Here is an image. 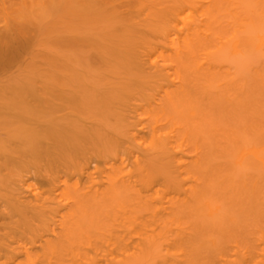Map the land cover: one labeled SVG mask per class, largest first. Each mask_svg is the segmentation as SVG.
Instances as JSON below:
<instances>
[{
	"label": "bare ground",
	"instance_id": "6f19581e",
	"mask_svg": "<svg viewBox=\"0 0 264 264\" xmlns=\"http://www.w3.org/2000/svg\"><path fill=\"white\" fill-rule=\"evenodd\" d=\"M0 1L1 6L10 2L8 6L11 9L16 5L13 14L9 16L10 13H8L15 25L13 24V28L8 30L6 28L5 32L0 31V68L10 63L17 55L16 52L19 56L20 50L22 51L20 43L23 42L22 33L26 32L24 25L35 20L37 13L42 11L44 13L45 9L49 10L51 6L53 9L54 1L57 5L62 2L68 8L67 10L76 8L79 14H101L107 11V6L115 5H124L142 11L137 0H6L7 3L4 0V2ZM11 3H14V6H10ZM11 9L9 8V11ZM74 9L70 11L74 12ZM152 9L155 12L149 24L150 31L154 35L152 36L160 41L150 42L146 39L129 38H120L115 41L108 50L109 58L106 64L110 65L108 72L112 70L111 73L109 72L111 76L118 75L116 77L122 81L116 77L113 78L112 87L108 86L109 81H104L105 77L101 76L102 79L98 80L100 81L98 85L105 84L108 88L105 85L104 87L99 86L100 88L94 85L97 91L96 89L94 91V86L82 89L86 85L81 84L83 81H78L74 82V86L77 87L80 84V87L71 86L70 88L69 86L66 89L67 84H63L64 81L61 82L56 77L64 85V91H72L73 88L74 91H67L68 95L67 93L66 95H70L68 99L59 95V100L56 102L55 99V103L49 100L51 89L48 88L49 91L43 90V92L41 89L42 87L46 89L44 85L47 84L55 89L61 86L60 83L58 87L55 85L57 80L53 76L52 80L55 82L43 83L39 92L37 89L40 86L32 89V84L24 90L23 83L21 85L17 83L16 79L19 80V78H16L14 86L23 87L24 92L20 88L8 86L11 91L15 88L13 90L23 92L21 94L16 91L20 95H14L15 91L12 93L8 91L10 96H13V99L11 97L9 101L4 97L2 99L4 95L1 94L2 89L0 90V95H2L0 96V264H204L188 250L189 245L185 239V233L178 227L173 229L174 223L170 216L174 219L175 213L164 214V207L162 208L165 204L164 195L173 197L184 195L186 197L188 194L187 198L191 197L190 195L195 192L194 187L186 184L192 177L190 170L195 171L203 163L199 159L202 158L200 157L203 155L202 150L199 151L201 155L195 154L194 158L191 157L188 162L183 156L186 152L190 153L193 148L192 150L189 148L198 143L201 144H198L199 147L196 146L198 149L205 147L203 145L205 139L202 138L203 143L200 142L201 135L197 137L196 127L203 123L207 125L200 114L198 117L200 123L197 122L198 113L196 115L195 111L198 108L194 110V113L193 108L187 110L190 106L187 104L189 103L188 95H193L195 91L197 95L199 91L196 88H201L198 97H203L206 102L204 106H207L210 101L212 103L215 101L214 104L219 101L225 103L224 100L227 103H233L248 90L247 85L249 89L255 85L256 72H251L252 75L247 76L244 70H250L251 64H249L250 67H246L247 64L242 61V66L246 64V68L239 67L244 68L241 70L245 72L238 69L241 75L237 71V73L234 72V76L224 70L227 72L225 75L221 64L223 61L229 63L231 60H237L238 56L239 59L243 58L241 53L243 51L245 53L246 48L256 51L263 43L260 34L264 29V0H158L153 4ZM41 15L47 18V15ZM5 26L8 25L5 24ZM12 34L16 39L12 38ZM19 38L22 41L17 40ZM13 39L19 41V45L15 42L16 45ZM25 46L22 48L24 49ZM245 57L247 59V56ZM111 65L113 68L115 66L116 72L120 71L114 73L115 70L111 68ZM256 68L252 67L253 70ZM192 70L196 76L193 75ZM31 71L33 73V70ZM31 71H29L30 74H32ZM184 71L188 77L183 80L182 78L186 77L182 76L185 74ZM39 72L36 78L40 77ZM189 76L194 77L195 84L190 83ZM230 76L232 77L228 78ZM47 79L42 81H48ZM11 80L13 82V79ZM116 80H118L117 85L114 83ZM175 80L180 82H178L180 87L174 85ZM9 81L10 79L7 85ZM235 81L243 83L238 85ZM145 82L151 83L153 89L150 88L149 91L148 87L151 85ZM51 83H55L56 87L51 86ZM70 83L68 85H72L73 81ZM199 83L198 88L196 86ZM24 84L26 86V83ZM190 84L195 86V88L193 86L194 90ZM188 87L190 92L186 91ZM104 88L106 93L108 91L107 94ZM143 88L146 90L144 93L140 90ZM234 89L237 97L233 93ZM60 90L63 92L58 88V91ZM83 90L87 92L83 93ZM129 90H134L130 97L127 95ZM75 91L81 93L73 95ZM151 91H155L156 95L163 94L161 97L165 101L159 100L162 104L167 102V96L168 98L169 95L172 96V102H177L179 97H185L184 92H186L187 98L185 99L188 101L184 100L187 105V109L185 106L184 109L187 113L182 109L181 114H187V119L193 122H185L186 116H184L181 118L184 121L180 120L181 123L180 121V124L177 123L181 115L179 118L178 116L170 118L169 116L178 114L173 112L169 106L170 103L167 102L169 107L163 104L158 108L165 106L160 111L163 112L170 108L172 113L167 115L170 118L168 121L164 113L161 115L166 120L165 125H161L159 123L161 116L155 119L161 112L150 110L151 107L153 109L151 103L154 101L151 95L154 92ZM177 91L183 93L180 94ZM95 92L101 93L96 95ZM140 92L144 95H140ZM146 92L151 94L147 95ZM176 92L180 96L176 95ZM124 93L125 96H123ZM105 94L108 96L105 97ZM233 94L236 97L234 100L230 99L231 95L233 98ZM79 95L84 99L91 97L86 99L87 101L92 98L94 101L86 102ZM138 96H142L141 100L150 105L148 109L153 111L151 118L154 119L146 124L137 119V105L132 103V98L135 102L139 99ZM26 97L30 100L27 101ZM95 97L100 100L99 103ZM237 100L233 104L236 105ZM66 101L72 105L68 104L69 108L72 107L74 111L77 108L79 111L76 109L75 115L59 121L56 113L65 110ZM128 101H131L133 105ZM109 107L113 109L114 116L112 112H108ZM201 108L205 109L201 105L198 110ZM81 110L85 116L90 115L84 117V115L76 114ZM91 111L96 112L94 115H98L100 120L92 117L93 112ZM105 112L110 117H107ZM103 114L106 119L112 120H109L111 126L114 124L113 119L114 121L116 119L113 127H106L108 130L105 128L108 122L104 121L105 126L101 122V119H104ZM88 118L90 119L87 123L85 121ZM91 119L93 122H90ZM98 121H100L99 124ZM203 125L201 129L198 127L200 134L208 133V128H205L207 126ZM203 129L207 131L203 133ZM194 136L199 139L197 140ZM185 144L187 148L189 146L186 152L183 149ZM93 162L102 164L109 169L108 172H106L107 169L103 170L98 167L91 171L90 165ZM200 162L202 163L199 165ZM104 173L107 174L104 175L105 178L102 176L103 180L101 175ZM39 176L42 178L40 187L35 182V177L39 178ZM185 184L188 187H185ZM156 190L158 191L155 192ZM195 196L192 195V199ZM179 199L177 203L181 204ZM169 201H167L168 205L178 206L177 203L172 204L171 199ZM154 228L157 231L155 236L151 235ZM170 232H177L176 237L171 238ZM259 244L239 248L237 259H227L225 263L264 264V237Z\"/></svg>",
	"mask_w": 264,
	"mask_h": 264
},
{
	"label": "rangeland",
	"instance_id": "374dc122",
	"mask_svg": "<svg viewBox=\"0 0 264 264\" xmlns=\"http://www.w3.org/2000/svg\"><path fill=\"white\" fill-rule=\"evenodd\" d=\"M4 1H6V0H4ZM7 1H6V3H7ZM157 1L158 0H137V3L140 4L142 11H139V9H132V8L126 7L124 5H117V6L115 5V6H107L106 12H103L101 14H96V15H93L90 13L79 14L76 12V10H75L76 8L75 9L71 8V9L75 10L74 12L70 11L71 9L67 10L68 8H66V6H64L62 4V2L58 3V5H57L56 2L54 1L52 4L54 7L53 9H51V7H52L51 6L49 10L45 9V12H44L45 14L43 13V11L40 13H37L35 20L31 21V23L29 22L30 24L26 23L24 25L25 26L24 31H26V32H24V34L22 33L23 42L20 44L22 47H24L26 45L25 48L23 49L21 47L22 51L20 50L19 56H18V52H16L17 55L15 56V58L12 59L10 61V63L6 64V66L0 68V82L4 78L7 79V80L6 79L2 80L3 82H1L2 85L0 86V90L2 89L1 94L4 96H2V95H0V96H2V99L4 97V99L9 101L11 97L13 99V96H10L11 94H9V92H8V91H11L8 89L10 86L16 87L17 89L20 88V90H23V89L25 90V88L26 89L29 88L27 86H30L32 84L34 87L33 88L31 86L32 89H36V87L38 88V86H40L37 89V92H39L43 83L47 84V82H49V83L51 81L55 82V80H57L56 81L57 83L56 84L54 83V84L57 86V85H59L58 83H60V85L62 87L60 85L59 86L61 88L58 86L57 87L59 89H62V90L64 88L63 87L64 85H62L61 82H63V81H64L63 84H65V85L67 84L66 89H68L69 86H70V88H72L71 86H73L75 88L76 86H74L75 85L74 82H78V81H80V82L83 81V83L81 82V84L86 85V86L83 85L85 87H82V89L83 88L87 89V87H92L94 85H96L97 88H100L99 86H101V85H98V84H100L99 83L100 81H98V80L102 79L101 76H104L107 79V80H105V78H104V81H106V82L111 81L112 82L114 80L113 78H115L118 75H116L115 77L111 76L110 73L112 72V70L111 71L109 70L110 73L108 72V67H110V65L107 66L106 61L109 58V51L108 50L110 49V47L112 46V44L115 41H117L120 38L121 39H126V38H129V39H146L150 42H159L160 41L159 39H155L153 37L154 35L151 34L150 26H149L150 21H151L152 16H153V13L155 12V10L152 9L153 4L156 3ZM8 3H10V2H8ZM8 3H7V5H4V6L0 5L1 6L0 7L1 8L0 9L1 10L0 11V23H1L0 31L4 30L3 32H5L6 28H7L6 30H8L9 28H13L12 25L14 24V22L11 21L12 19L9 16H11V13L13 14V12H14L13 10H15L16 5L14 6V3L9 4L10 6H14L11 9V7L8 6ZM59 5H61V7ZM58 7H60V8H58ZM9 8L11 9L10 11H9ZM46 12H48V14ZM8 13H10L9 16H8ZM41 14H43L44 16L47 15V18H45L46 16L43 18V16ZM5 24H7L8 26L6 27ZM2 25H3V27H2ZM1 34H2V32H1ZM12 36H13V34H12ZM23 36H25V37H23ZM16 37L18 38L19 35ZM260 37H261V40L263 43L259 45V47L257 48L256 51H253L250 48H246L247 50L245 49V53H243L244 51L241 53L243 58L239 59V56H238V58H236L237 60H231L232 62L230 61L229 63L223 61L221 64V66H222L221 69L223 68V73L225 74V72L227 71L230 75L232 74V76H234V74H235L234 72H236V73H237V71H238V73L240 72L238 69H240V67L243 65V62H245L247 64V66H246V64H244V66H242V67H245V66L250 67L249 64H251L252 66H251V68H249L251 71L248 69L246 70L244 68H241V69H244L246 71L245 72V71L240 69L241 72L242 71L245 72L246 75L248 74L247 76H251L252 75L251 72L252 73L256 72L255 73L256 74L255 75L256 80L254 79L255 85L252 86L251 89H249V86L247 85L248 90L245 91V93L243 94V96L240 99L238 98L239 100L235 99L237 97V93H235L236 88L234 87L235 89H234L233 93L236 94V97L234 96L235 94H233V98L231 97L232 96L231 95L230 99L237 100L238 102L236 105L233 104L235 100L233 101V103L229 102L231 104L227 103L224 100L225 103H221L219 101L218 103L214 104L215 101H214V103H212V101H210V103H212V104L207 103V106L210 105L209 107L204 106V105H206L205 104L206 102L203 100V97L202 96L198 97V95L200 96L199 93L201 92V88H199L200 83L197 84L198 86H196L199 88V89L196 88V90L199 91V92L197 91L198 94L196 95V93H195L196 91L195 92L192 91V93L194 92L193 95H188L189 103H187V104H188V106L190 104L189 107H187V105L184 103V100H187V99H185V98H187L186 92H184L185 97H179L178 98L179 100L177 102L175 101L176 103L174 101H173L174 103L172 102V99H173L172 96L169 95V98L167 96L166 99H167L168 104L170 103L169 106L173 109V112H176L178 115H176L175 113H174L175 115H171L172 112H170V110H171L170 108L169 109L165 108L167 112L165 110L163 112L160 111V109L162 107H165V106H162L161 108H158L164 104V102L162 104V101H165L161 97V96H163V94H161V93H160L161 95L159 93H158V95H156L155 91H151V92H154L153 94H151L150 92L149 93L146 92L147 95L148 94L153 95L154 101L151 103L152 104L151 106H153V109H151L152 107L150 105H148L147 103L145 104V102L141 100V99H143V98H141L142 96L141 97L138 96L141 101L139 99H136V101L134 102L135 99L132 98V100H133L132 103L137 105L136 106L137 119L142 120L143 123H145V124L150 122L152 119H154V118H151L153 111H150V110H155V111L159 110V113L161 112L159 115H157V117L155 119H157L159 116H161L164 113V115H166L167 121H168L169 117L171 118L172 116H174L176 118V116H178V118H179V115H181V117H180V119H178L177 123H179L180 120L184 121V119L183 120L181 119L184 116H186L185 122L188 121V123H189V122H193V120H189V118L187 119V114L183 115L184 114L183 112H182L183 114H181V111H183L182 109H184V106H185V108L186 107L188 108V109L186 108L187 110H189V108H191V109L193 108L192 109L193 113H194V110H196L197 108L200 109L201 105L203 108H205L203 110H202V108H201V110L197 109V111H195V113H196V115L198 113L197 122L200 123V121H198L199 120L198 119L199 114H200V116H202L201 118L205 119L207 125H205L203 123L204 119L202 120L201 124L203 123L204 124V125L202 124L203 126H207L205 128L206 129L208 128L207 129L208 133L207 132L204 133L207 130L203 129L204 134H200L199 128L202 125L199 126L197 124L199 128L196 127L198 129V130H196V131H198L197 132L198 136L197 135L196 136L197 137H199L200 135L201 136H200V139L197 138L196 136H194V137H196L197 140L199 139L200 142L202 141V143H203L202 138L205 139V141H204L205 144H203V145H205V147H200V149H198V147H199L198 144H200V143H198L196 145L198 147H196L194 145L193 147L189 148V146H188V148L190 150H192V148H193V150L190 153L186 152V151H188L187 150L188 148L186 147L187 144H185L183 147L184 152H186L183 155L186 162L190 161L191 157L194 158L195 154H200V152H199L200 150L203 151L204 156L200 154L201 155L200 157H202V158H199V159H201L200 161H203V163L200 162L199 165L201 163H202V165L200 167L196 168L195 171H193V169L190 170V171H192V173L193 172L194 173L193 174L191 173V176H192L191 180L189 182H186V184H189V187L193 185V187H194L193 189L196 192V194H195V192H193L190 195L191 197H189V198H187L188 194L186 195V197L184 195L179 196V197H173L172 195L165 194L164 200H163L165 204L163 203L164 206H162V208L164 207L163 208L164 212H165L164 214L169 213V212H172V214L175 213L174 214L175 220L172 218L173 216H170V219L173 220V223H174L172 226L173 229L175 230V228L178 227V229L182 230L183 233H185V235H186L185 239L187 241V244L189 245L188 250L191 251L192 253H194L196 255V257L198 259H200L204 264H226L225 262L227 259H231V260L235 259L236 260L239 248H243V246L245 248V247H247V245L256 246L260 243V240L262 239V237H264V29L262 30ZM12 38L16 39L15 36H13ZM20 38L17 40L20 41L21 40ZM19 41L14 40L13 42L14 43L17 42V44L19 45ZM24 42H26V43L24 44ZM236 54L238 55V53H236ZM245 56H247L248 60L245 59L246 58ZM252 62L254 63V65ZM231 63H232V65H234V67H232ZM237 63L240 65H238ZM174 65L175 64L173 63V66ZM46 66H48V67L45 68ZM252 67H257L256 68L257 71L255 69H254L255 70L254 71L252 69ZM111 68L115 70V66L113 68V65H111ZM232 68H233V71H232ZM31 70H33V73ZM36 70H37V72H36ZM38 70H40V72ZM116 70L114 71V73L116 72ZM190 70H189V72H191ZM224 70H226V71H224ZM29 71H31L32 74H30ZM118 71H120V70H118ZM118 71L116 73H118ZM38 72L40 73L39 74L40 77L38 76L36 78V76L38 75ZM227 72H226V74H227ZM192 73H193V70H192ZM220 73H222V72L220 71ZM15 75L16 76L18 75V76L13 78V76H15ZM120 75H119V77H120ZM187 75L188 74H186V72H185V74L182 76H186V77L185 78L183 77L182 79L183 80L187 79V77H188ZM193 75L196 76L194 73H193ZM239 75H241V73H239ZM41 76L44 77L43 79L48 78L49 80L47 79L48 81H46V80L42 81L43 79ZM52 76L55 77V80H52L53 79ZM190 76H191V73H190ZM190 76H189V78H190ZM227 76H229V75H227ZM232 76H230L228 78H231ZM253 76H254V74H253ZM56 77L58 79H60L61 82L58 81V79ZM235 77H234V79H236ZM16 78H19V80H17ZM116 78H118V77H116ZM122 78H123V76H122ZM130 78H132V77H130ZM191 78L189 79L190 83L193 82V84H195L194 80H193L194 77H191ZM245 78H246V76H245ZM8 79H10V81L8 82V85H7L6 83H7ZM11 79H13V82H11L12 81ZM15 79H16L17 83H19L20 85L23 83V85H22L24 87V88L22 87L23 89L21 88V86L18 88L16 85L17 83H15L16 86H14V80ZM239 79L241 80L240 77H239ZM5 80H6V83H5ZM119 80H121V79H119ZM123 80H124V78H123ZM176 80H178V79H176ZM176 80L174 81V85L175 86L177 85L176 87H180L178 84L179 81H176ZM191 80H193V81H191ZM72 81H73V84L68 85V83L69 82L72 83ZM117 81L118 80H116L114 83H116ZM109 82H107L108 86H111L113 84V82L111 84ZM9 83H10V85H9ZM24 83H26V86H24L25 85ZM102 83H103V81L101 80V84ZM117 83H116V85H117ZM241 83H243V82L241 81ZM241 83L238 82L237 84L239 85ZM51 84H52L51 86H55L53 83H51ZM148 84L152 86L151 83H148ZM193 84H190V85L192 86L191 88L194 90L195 86ZM47 85H49V84H47ZM47 85H44L47 87V88L45 87L46 89H44L43 87L41 89H42V92H43V90L47 91L48 88L51 89L52 92H51V94L49 92V95H51L49 100L54 101L56 99L55 101L58 102L59 95H63L64 98H66V99L69 98L70 95L67 96L68 95L67 91H70V90H67V91L63 90V92L60 90L61 91L60 92V91H58V88L55 89L53 87L54 88L53 89L52 87H49ZM77 85H78V83H77ZM104 85H102V86L104 87ZM122 85L125 86V84H122ZM78 86L80 87V84ZM105 86H107V85H105ZM108 86L106 88H108ZM151 86L148 87L149 91H150V88L153 89V86L152 87ZM193 86H194V88H193ZM136 87H139V86L136 85ZM5 88H7V90ZM74 88L71 89L72 91H70V92H73ZM97 88L95 87L94 91H95V89L97 91ZM154 88L157 89L156 87H154ZM11 89H12V87H11ZM13 89H15V88H13ZM13 89L10 93L15 91L14 95L15 94L17 95L20 92L22 94L24 92V90L22 92V91H18L17 89L16 90H13ZM145 89H147V88L145 87ZM89 90H91V89H89ZM103 90L105 92V88ZM103 90L101 89V91H103ZM136 90H137V88H136ZM140 90H142L143 93L146 91V90H144V88L140 89ZM178 90H179V88H178ZM3 91L4 92L7 91V92L4 94ZM16 91H18L19 93H16ZM98 91H100V90H98ZM133 91L134 90H129V94L127 93L128 97H130V95L132 94ZM147 91H148V89H147ZM186 91L190 92V88L186 89ZM78 92H80V91H78ZM78 92L75 91L74 94L73 93L72 94L78 95V94H75ZM85 92H87V91H84L83 93H85ZM177 92H179V91H177ZM177 92H176V95H179ZM223 92H225L224 89H223ZM66 93H67V95H66ZM100 93H96V95L100 94ZM107 93H108V91H107ZM116 93H117L116 95H118L119 91ZM125 93L123 96H125ZM181 93H183V92H181ZM26 94L27 93H25V95ZM87 94H89V93H87ZM103 94H101V95H103ZM135 94H137V93H135ZM139 94L141 95L142 93L140 92ZM96 95H94V96H96ZM133 95H134V93H133ZM142 95H144V94H142ZM27 96L30 97V95H28V94H27ZM107 96L108 95H106L105 97H107ZM189 96H191V97H189ZM192 96H193V98H192ZM79 97H81V96L79 95ZM138 97H134V98H138ZM171 97H172V99H171ZM227 97H229V96L227 95ZM15 98H14V100H15ZM81 98H83V100H86V99L88 100L91 97L86 98V99H84V97H81ZM175 98H177V97L175 96ZM12 99H11V101H12ZM28 99L30 100V98H28ZM28 99L26 97L27 101H29ZM161 99H162V101L160 102L159 100H161ZM31 100H32V98H31ZM87 100H86V102H90L93 100V98L90 101H87ZM97 100L99 103L100 100L99 99H97ZM191 100H193V101H191ZM2 101H5V100H2ZM55 101H54V103H55ZM80 101H82V99ZM128 102L130 104H132L131 101H128ZM167 102H165L164 105H167L166 104ZM207 102H209V101H207ZM65 103H66V105H65L66 111L63 110V111H59L56 113L59 121L65 120L69 116L75 115L77 108L75 109L73 107V109H75V111H74V110H72V107L69 108V106H72V105L70 103H68V101H66ZM92 103H94V102H92ZM220 103L222 105H220ZM68 104H70V105L68 106ZM191 104H192V106H191ZM197 104H199V105H197ZM217 104H219L220 106H218ZM102 105H104V104H102ZM195 105H197V107ZM87 106H89V105L87 104ZM95 106L97 107V105H95ZM177 106H179V107L177 108ZM198 106H200V107H198ZM44 107H45V105H44ZM148 107L149 108L151 107L150 110L148 109ZM154 107L158 108V109H155ZM194 107H196V108H194ZM85 109H87V108L85 107ZM186 109H184V111ZM88 110H90V109L88 108ZM92 110H93V108H92ZM94 110H95V107H94ZM98 110H99V108H98ZM103 110H105V109H103ZM107 110L108 109H106L105 111H107ZM178 110H180V111H178ZM78 111L76 114H79V116L84 115V117H86V116L88 117V115H90V114H86V116H85V114H82V110L80 113ZM109 111L112 112V114L114 116L115 113H114L113 109L110 108V110H108V112ZM186 111H185V113H187ZM35 112H37V110ZM91 112H93V111H91ZM103 112L104 111H102V113ZM83 113H85V111ZM95 113L93 112L92 114L94 115ZM105 114L107 116L106 112H105ZM105 114H103L104 119H101V122L103 125L105 124V122H104L105 120L108 123L112 121L110 118L106 119ZM153 114L155 115V113H153ZM93 115H91V116L95 117L96 119L99 118L98 115H94V116ZM99 115H100V113H99ZM167 115H171V116L167 117ZM205 115H206V117H205ZM101 116H102V114H101ZM108 116L110 117V115H108ZM73 117H75V116H73ZM95 118H93V119H95ZM159 118H162L159 120V123L161 125H165V122H166L165 118H163V116H161ZM170 118H169V120H170ZM85 119H87V118H85ZM89 119L90 118H88V120H86L85 122L88 123ZM93 119H91L90 122ZM174 119H173V121H174ZM98 120H100V118ZM109 120H111V121H109ZM115 121H116V119H115ZM115 121L113 119L114 124H116ZM173 121H171V122H173ZM181 121H180V123H181ZM99 122L100 121H98V124H99ZM174 122H176V121H174ZM185 122H183V123H185ZM107 124H106V126L104 125L105 128L106 127L109 128L111 126L110 123L108 125ZM114 124H112L111 127H113ZM105 128H103V129H105ZM105 130H104V132H105ZM107 130H106V132H108ZM202 136H204V137H202ZM193 143H194V141H193ZM196 143H197V141H196ZM108 144H109V142H108ZM107 146L109 147L110 145H107ZM195 148H197L198 150ZM194 150H195V152L196 151H198V152L195 153ZM90 167H91V169H90L91 171L96 167L103 169V170L107 169L106 172H108V170H109L108 168L104 167L102 164H99L96 162H93L90 165ZM105 174H107V173H104L103 175H101V177L102 176L104 177ZM109 174L110 173H108V175ZM37 177H35V182H36V185L39 186L42 182V178H41V176H39V178H37ZM102 178H101V180H102ZM104 178H103V180H104ZM186 184H185V187L186 186L188 187V185H186ZM43 187H45V186L43 185ZM157 191L158 190H156L155 192H157ZM192 195H194V196L196 195V196L192 199ZM168 196H169V198H168ZM166 198H168V200ZM170 199H171L172 204H173V202H174V204L177 203V201L179 199L182 205L178 204V203H177V205L179 207L176 205H172V206L168 205L169 203L167 201H169ZM62 203H65V202L62 201ZM165 206L167 207V209ZM175 206L178 208H176ZM174 208H176V210ZM179 208H183V209H179ZM168 209H171V210L169 211ZM177 209H179V210H177ZM172 210H174L175 212ZM169 214H171V213H169ZM176 214H178V215H176ZM152 230L153 231H152L151 235L155 236V234H157V231L155 230V228ZM170 233H169V235H171V238H173L177 232H173L171 234ZM259 246H260V244H259Z\"/></svg>",
	"mask_w": 264,
	"mask_h": 264
}]
</instances>
